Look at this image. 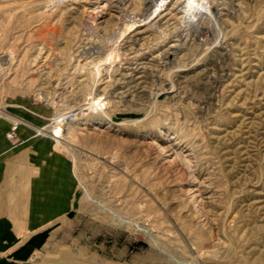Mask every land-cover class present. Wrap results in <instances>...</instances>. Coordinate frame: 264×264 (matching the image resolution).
Instances as JSON below:
<instances>
[{
  "label": "rangeland",
  "instance_id": "374dc122",
  "mask_svg": "<svg viewBox=\"0 0 264 264\" xmlns=\"http://www.w3.org/2000/svg\"><path fill=\"white\" fill-rule=\"evenodd\" d=\"M210 2L215 21L184 24L171 4L119 40L116 21L91 37L60 0H0L10 138L19 122L51 137L55 118H69L57 147L73 163L75 209L41 256L264 264V0ZM114 48L119 61L96 76L90 62Z\"/></svg>",
  "mask_w": 264,
  "mask_h": 264
},
{
  "label": "crops",
  "instance_id": "0c3cea01",
  "mask_svg": "<svg viewBox=\"0 0 264 264\" xmlns=\"http://www.w3.org/2000/svg\"><path fill=\"white\" fill-rule=\"evenodd\" d=\"M11 122L0 117V264H57L56 255L41 253L74 212L73 163L52 137L37 133L38 120L19 122L15 139Z\"/></svg>",
  "mask_w": 264,
  "mask_h": 264
},
{
  "label": "bare ground",
  "instance_id": "6f19581e",
  "mask_svg": "<svg viewBox=\"0 0 264 264\" xmlns=\"http://www.w3.org/2000/svg\"><path fill=\"white\" fill-rule=\"evenodd\" d=\"M54 1L55 0H50V3H52V4L54 3V6H55V4H58L59 0H57L58 2H56V3ZM211 3L212 2H210V0H60V4L65 5L66 8L68 9V11L69 10L72 12L77 11L76 13H79L78 19L80 22H82L81 26H82V29L85 31V33L88 32L90 36L92 34L94 37H97V38H101L102 37L101 33H106L104 31L109 30L110 25L113 24L112 22H115V21H116V24L115 23L114 24L117 25L116 26L117 31L113 35L114 37L112 36V38L125 37V36L129 35L130 33H133L136 30H138V28L140 26L149 25L154 20H156V22H157V20H160V18L163 17V15H164L163 12L167 11L169 5H171V4L175 7L176 10H178L177 14L179 16L178 15L177 16H178L179 20L184 24H191L192 25V23H194L198 20L197 16H200V17L205 16L206 18L208 17L211 20L215 21V16L213 13L214 11L212 10L213 5H211ZM41 6H44V5H41ZM57 7H58V5H57ZM64 10L62 13H65ZM69 18H73V17H69ZM76 19H77V17L75 18V20ZM78 19H77V21H78ZM71 21H72V19H71ZM71 23H73V22H71ZM213 24H214V22H213ZM73 26L76 29L77 25H76V27H75V25H73ZM150 26H151V24H150ZM68 29L71 30L72 28L69 27ZM112 29H114V28H112ZM67 32L70 33L71 31L70 32L67 31ZM73 32H74V30H73ZM78 32H80V31H78ZM212 34H214V33H212ZM201 35L202 34H200V36ZM106 38L108 41H110L108 39V37H106ZM44 43H46V42H44ZM114 43H116V42H114ZM103 47H104V45H103ZM101 53H102V51H101ZM122 54H123V52H122ZM120 56H122L121 51L119 52L117 49L114 48L113 51H111L103 59H96V60L91 61L90 62L92 64L91 67H92L95 75L100 76L102 74V71L104 70L105 66H110V65H113L114 63L118 62L120 59ZM11 59H12V56H11ZM42 62H44V61H42ZM116 65L117 64H115V66ZM86 66H88V65H86ZM41 68H43V67H41ZM14 83L15 82H13V84ZM15 84H17V83H15ZM43 92L44 91H42L41 94ZM88 96H89V94H88ZM55 97H57V96H55ZM89 99L91 100L90 104L92 107H94V109L101 110V109L106 108L105 105L107 102H103V99L101 96L100 97L92 96ZM88 103H89V101H88ZM0 115H5V113L0 111ZM60 117H63V116H60ZM15 121H17V120H15ZM38 131L41 132V129H39ZM50 132H51L50 133L51 137H52L53 132L56 133L57 135H59L61 137V139L64 137L63 129L59 126L51 127ZM57 143L61 144V140L57 139Z\"/></svg>",
  "mask_w": 264,
  "mask_h": 264
},
{
  "label": "built area",
  "instance_id": "2783aa9c",
  "mask_svg": "<svg viewBox=\"0 0 264 264\" xmlns=\"http://www.w3.org/2000/svg\"><path fill=\"white\" fill-rule=\"evenodd\" d=\"M68 119L69 118H67V117L55 118V120L53 121L52 127H54V126L61 127V126H63L64 122H66ZM14 129H15V127H14ZM10 136L12 137V135H10ZM52 138L55 140L56 143H57V139L61 140V137L59 135H57L56 133H54V132L52 134Z\"/></svg>",
  "mask_w": 264,
  "mask_h": 264
}]
</instances>
